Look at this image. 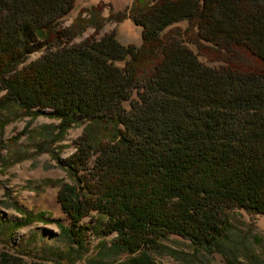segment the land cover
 Returning a JSON list of instances; mask_svg holds the SVG:
<instances>
[{"label":"trees","instance_id":"16d2710c","mask_svg":"<svg viewBox=\"0 0 264 264\" xmlns=\"http://www.w3.org/2000/svg\"><path fill=\"white\" fill-rule=\"evenodd\" d=\"M135 2L126 14L140 40L123 45L94 37L95 24L72 42L86 26L78 12L61 25L74 0H0V112L46 109L57 131L84 124L57 159L70 253L86 250L87 230L114 235L100 257L173 234L235 264L219 247L232 241L226 209L264 215V0ZM19 211L10 228L35 218ZM117 264L153 262L142 252Z\"/></svg>","mask_w":264,"mask_h":264},{"label":"rangeland","instance_id":"374dc122","mask_svg":"<svg viewBox=\"0 0 264 264\" xmlns=\"http://www.w3.org/2000/svg\"><path fill=\"white\" fill-rule=\"evenodd\" d=\"M74 2L77 9L64 18L61 25L67 26L78 12V18L86 26L82 30L78 28V35L72 42L93 34L95 24L99 30L94 37L111 32L123 45L139 43V28L126 14L133 0ZM122 12L125 14L118 20L114 15ZM178 25L183 27L185 23L179 22ZM38 55L39 52L35 51L28 58ZM197 59L212 65L207 57L198 55ZM47 111L30 114L16 106L0 112V264H117L130 257H139L142 252L153 264H228V260L232 259L229 250L222 257L216 248L196 247L173 234L158 241L162 248L100 257L97 244L99 241L107 244L114 235L103 237L95 230H87L86 250L79 255L70 253L69 250L75 246L59 229L68 221L55 199L59 186L70 184V180L57 159L73 152V143L84 124H74L57 131V120L47 115ZM6 116L7 120L4 119ZM1 120L6 122L2 124ZM20 208L31 212L35 218L10 228L9 222L22 221ZM90 216L95 218L96 214L91 212ZM226 217L230 225L227 234L232 241L220 244V249L231 247L236 256L235 264H264V215L231 208L226 209ZM87 221L88 217L82 223Z\"/></svg>","mask_w":264,"mask_h":264},{"label":"crops","instance_id":"0c3cea01","mask_svg":"<svg viewBox=\"0 0 264 264\" xmlns=\"http://www.w3.org/2000/svg\"><path fill=\"white\" fill-rule=\"evenodd\" d=\"M75 7V6H74ZM79 7V6H78ZM77 8L75 7V10H76Z\"/></svg>","mask_w":264,"mask_h":264}]
</instances>
